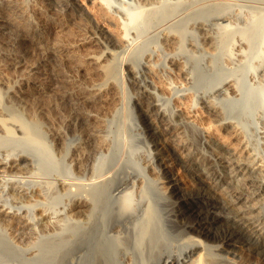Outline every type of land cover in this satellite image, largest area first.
<instances>
[{"label": "bare ground", "instance_id": "obj_1", "mask_svg": "<svg viewBox=\"0 0 264 264\" xmlns=\"http://www.w3.org/2000/svg\"><path fill=\"white\" fill-rule=\"evenodd\" d=\"M133 1L142 7L152 4L147 21L145 12L127 11L125 4ZM240 1L264 4L223 0L215 7L199 9V4L178 13L169 9L177 5L171 0L168 8L159 5L167 10L152 0H0V101L6 91V99L30 117L27 122L20 110L8 111L0 102V264H264V216H248L238 206L264 192V156L257 151L264 150V125L256 143L245 140L241 116L228 115L218 104L226 97H242L236 79L218 76L208 88L192 91L200 83L191 69L193 59L169 50L172 38L182 40L188 26L200 31L204 46L213 27L228 29L241 18L253 23L254 13L243 14ZM139 22L154 23L156 36L164 39L161 46L140 45ZM247 34L233 39L226 57L230 62L245 55L251 42ZM189 44L198 43L190 39ZM112 46L126 53L120 71L126 73V64L136 71L133 79L141 89L134 103L148 149L138 159L98 167L96 156L112 150V140L103 134L102 107L115 101L108 82L97 85L92 79L112 75L117 54ZM138 47L143 53L134 59L148 54L130 62ZM260 50L264 62V47ZM183 70L190 84L178 86L176 76ZM170 86L183 91L171 92L170 106L151 95ZM196 95L199 103L191 99ZM219 112L222 116L211 123ZM185 115L186 123L200 128L212 152L213 162L207 158L206 164L232 169L219 182L229 189L195 173L183 155L184 148L194 145L185 120L177 118ZM38 119L56 153L65 152L70 159L67 170L47 166L48 160L33 168L22 163L48 152L38 140ZM160 119L171 126L164 128ZM68 132L78 137L66 149L61 138ZM245 154L254 159L243 158ZM241 174L251 190L235 184ZM246 206L253 210L260 205Z\"/></svg>", "mask_w": 264, "mask_h": 264}, {"label": "rangeland", "instance_id": "obj_2", "mask_svg": "<svg viewBox=\"0 0 264 264\" xmlns=\"http://www.w3.org/2000/svg\"><path fill=\"white\" fill-rule=\"evenodd\" d=\"M81 1L82 2L84 1L86 4H88V0H79L80 4H82ZM156 1L152 0L154 5H156L155 6L156 8L161 9L162 6H159V5H163L166 8L169 7V5H167L166 3L168 0H156ZM171 1L177 2V5H175V7L171 6L169 9H172L174 12L177 11L178 13H180V12H184L189 7H192L194 5H199V4H200L199 9L215 7L223 0H208V3L210 5H208V3H206L205 0H204L205 2L203 0H198V1L171 0ZM240 3L242 4L243 14L254 13L255 17L252 19V21L250 20V22H253V23L249 22L250 24H248V21L246 18L245 19L241 18L240 20L234 21L232 23V27H229L228 29L220 28V31H219V29H214L213 27L212 30H216V31H212V36H209L203 39L205 40L203 44L204 46L200 44V37H198V35L200 34V31L192 28L193 26L192 27L188 26L187 27L188 30L186 31V33H184L183 39L181 40V38H179L178 36L177 38L176 36L173 37L172 39L175 40V42H173L170 45L171 48L169 47L168 48L171 51H177L180 54H184L186 57L190 56V58L193 59L194 62H192L193 65L191 66V69L193 67V70L195 69V71H197L196 82L197 83L200 82V83L199 85L197 84L195 87L191 88L190 90L192 91L194 90L202 91L208 88L211 82L218 79L217 78L218 76L220 77V76H225V75H231L234 79H236L233 81H236L238 86H240L241 89H243L242 97L241 98L226 97V98L221 99L218 104L219 106L225 109L228 115L234 116L238 114L239 116H241L240 122L243 127L242 135L244 139L247 141L251 140L254 143H256L259 137L258 131L262 129L261 125H264V119L260 118V116H264V74H263L264 73L263 72L264 62H262L261 52L259 53V50L264 47V44H262L264 42V38H263L264 37V32H263L264 30V23H263L264 22V4L258 3V2H251L248 6H246L244 1H240ZM86 4L85 5L83 4L81 6H83V8L85 7L83 11L85 13L87 12L88 14ZM143 5L145 6V8L144 6L142 7L140 4H138L136 1H133L131 4L129 3L125 4L128 12L135 13L136 11L138 13L139 11L140 12L142 11V12H145L143 14H145L146 16L149 10L147 8H150V6L152 7V4L148 3L147 5H145L143 3ZM139 7L141 8V10H139L140 9ZM237 7L238 5L235 6L234 8H237ZM166 8H162V9H166ZM187 13L189 12L187 11ZM145 16H143V19ZM147 20H148V14L146 18L144 19V21H147ZM254 23H255V26H258V27H255ZM256 23H258V25ZM139 24H140L139 25L140 27L138 30L142 34V36L138 39L140 45L144 47L148 45H150L151 47L161 46L162 41H164V39L156 36L157 30L154 27V23L147 22L145 25H142L139 22ZM250 27L251 28L254 27V28H252L251 30ZM250 31H252L253 34L252 33L249 34ZM203 32L204 30H201V33ZM243 32L244 33L248 32L247 35H249V37L251 36L250 38L251 42L248 43L250 44V46L246 47V45L248 44L246 45L243 44L246 47L245 55L244 56L238 55L239 59H235L234 61L232 60L233 62H230V60L226 59V57L229 53V49L233 48V39H235V37H237ZM190 39H193L198 44H195V45L189 44ZM139 47L130 56V62H134V60L141 61V59L143 61L145 59L144 57L148 54L149 50L145 52L144 57L139 56L134 59V56L141 55L143 53L141 52ZM112 48L114 52L117 53L115 61H114V70H113L112 75L106 79L105 77L102 78L99 75H94L92 79L95 82V84L97 83V85H102L104 83L106 84V82H108L107 83L108 90L110 89L109 91L112 95L111 100L115 101L114 106L112 107L108 105L109 103H107L108 107L107 105H104L102 107L103 108L102 111L104 110L103 112H101L103 114L102 116L103 118L100 120H101L102 125H104L103 134H105L108 138H110L113 144L111 143V149H112L111 153H109L107 150H104L103 154L99 153L96 156L95 162L97 164L99 163L98 167H100L101 163L104 167L106 164H109L110 162H112L113 164L114 163L118 164L124 159H130V160H132L133 158L138 159L137 158L138 155L140 156V154L145 153L146 150L148 149V144L144 140L143 135L140 133V130H139V126H140L139 124L141 123L142 118L139 112L136 110L135 103H134L135 96L140 94L139 90L141 89L140 84L136 83V81H134L133 79V76L136 75V71L132 69V66L130 64H126L124 65V67L127 68L126 73L124 74L123 72H121L120 62L122 60L123 54H126V53L125 52L122 53L119 46H112ZM186 57L182 59H186ZM148 58H150V56ZM176 64L179 66L183 65L182 61L180 62V60H178ZM185 75H186V70L181 71L177 76L175 75L176 76L175 81L178 86H182V85L186 86L190 84L188 83L189 79L187 75L186 76ZM171 89L172 87L170 89L168 88L161 89L157 91L158 95L156 93L155 94L151 93V95L156 100L159 99L160 102H163L164 105L170 106L171 101L168 96L171 95V92L176 91L177 94H180L181 92H183V91H180L179 88L176 89V87H173L172 91ZM2 97H3V100H1L0 102L2 105L8 108V111H13V109H16V111L18 112L20 110L18 113H20V115L24 117L25 121L28 122L27 119L30 117L27 116L25 111H22V109L19 108L17 104H13L12 100L10 102V100L8 101L6 99L8 97L6 91H3ZM12 99L13 101H16L15 99L17 98L13 97ZM188 99H189V102H191V99L196 101L197 103L200 102L199 97L197 95L194 98L191 96V99L190 97ZM170 113H172L171 109H170ZM220 115L222 116V113L220 112H219V115L218 113H215V115L213 114L212 116L213 118H211V120L212 121L214 120V121L213 122L211 121V123H216L215 121L216 119H219L221 117ZM177 118L179 120L180 119L185 120V123H186V120H187L186 115L184 117L177 116ZM40 120L41 119H38L39 132H37V136H38V140L43 141V142L39 141L40 144L42 142L45 144V145L44 144L42 145H44L45 147L47 146L48 152L47 153L43 152L42 156H39L38 159L36 160L37 162L31 160L30 158H25L23 159L22 163L26 165L27 167L29 166L28 168H33L32 166H35L37 164L39 165V163H41L42 161L45 162V160H48L45 162L48 164L47 166H52L53 168L54 166L59 165L60 167L67 170L68 166H70L69 163L67 162L70 159L67 161L64 158L65 152L63 153V155L56 153V150H55L56 145L54 144V141L52 140V137L50 136V134L47 132L44 133V131L42 130L43 127L40 123L41 122ZM157 121L164 128L171 126L170 125L171 123L168 122L167 119H163V120L160 119ZM186 124H187V127L189 128L190 138L194 145L193 147L191 146L188 148H184L182 153L183 155L185 154L186 158L189 159V164L193 168V171H195V173H198L199 175L205 176L206 178H212V181L216 184L218 183L221 189L223 190L229 189L227 188L229 186L228 183H219V182L223 178V176H225V174L227 175L228 173H230V171L232 172V169L224 168V169L217 170L214 166H210L206 164L207 158H209L210 160V157L213 156L212 152L208 150L206 144L204 143L200 128L192 122H188ZM19 135H22V134H19ZM77 137H78L77 134L68 132L62 135L61 140H62L63 145L67 149V147H69L71 143H73L77 139ZM118 149H121V150L125 149L127 153H125L124 155L122 154V152L117 153ZM195 151L197 152L195 153ZM252 151L254 150L251 149L250 152ZM257 151L260 155L264 156V150L261 147L260 148L258 147ZM106 152L109 155H107ZM121 156H123V159ZM48 157L50 158L48 159ZM242 157L245 159L253 158L251 156L249 157L248 154H245ZM210 161L213 162V159ZM141 165H144V164L141 163ZM45 167H40V170H45ZM253 174L262 176L260 173L256 171H254ZM242 177H243L242 174L238 175L234 181L237 186L242 185V187H244L245 189L247 187L244 185V180L242 179ZM247 189L251 190V187H248ZM27 200L29 201L30 199L29 198L25 199V201ZM244 203H238V206L240 205L239 207L241 206L243 207L241 208L244 209V211L246 212V215L249 216L253 214V215L264 216V192L257 194L254 198H252L249 202H247V204L246 202ZM246 205H249V206L250 205H253V206L260 205V206L252 210L248 208ZM211 251H213L212 247L210 248V252ZM212 255L216 256L214 254Z\"/></svg>", "mask_w": 264, "mask_h": 264}]
</instances>
